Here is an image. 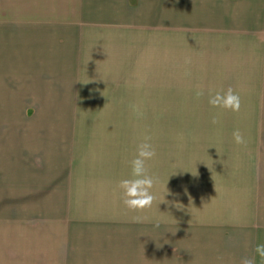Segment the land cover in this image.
Instances as JSON below:
<instances>
[{
	"label": "rangeland",
	"instance_id": "obj_1",
	"mask_svg": "<svg viewBox=\"0 0 264 264\" xmlns=\"http://www.w3.org/2000/svg\"><path fill=\"white\" fill-rule=\"evenodd\" d=\"M36 1L0 0V30ZM137 1L43 0L63 59L42 101L0 71V264H264V0ZM229 87L238 113L208 103ZM145 137L137 213L118 183Z\"/></svg>",
	"mask_w": 264,
	"mask_h": 264
},
{
	"label": "crops",
	"instance_id": "obj_2",
	"mask_svg": "<svg viewBox=\"0 0 264 264\" xmlns=\"http://www.w3.org/2000/svg\"><path fill=\"white\" fill-rule=\"evenodd\" d=\"M140 3V0L137 1L138 6H141ZM48 10V5H44L43 0L36 1L34 5H28L24 12H19L16 18L21 24L19 27L15 26L9 31L0 30V71L7 69L13 71L15 77H21L19 82L25 85L28 84L26 78L33 77L30 85L35 91L25 90L24 92L31 96L35 93L40 95L37 98L39 101L43 100L41 95L45 93L42 89L46 85L43 79L49 77V64L59 63L63 59L57 46L60 24L56 22L50 37ZM50 47L54 49L50 50ZM31 99L36 100V97ZM16 144L15 140L5 141L8 148H15ZM4 156L16 158L10 149L4 152L0 150V157Z\"/></svg>",
	"mask_w": 264,
	"mask_h": 264
},
{
	"label": "clouds",
	"instance_id": "obj_3",
	"mask_svg": "<svg viewBox=\"0 0 264 264\" xmlns=\"http://www.w3.org/2000/svg\"><path fill=\"white\" fill-rule=\"evenodd\" d=\"M186 62L190 61L186 60ZM196 95L199 97L203 95V92H197ZM208 103L212 107L222 108L235 113H238L241 109V97L231 87L226 91L216 92L214 95H210ZM212 123L218 124L219 121L213 118ZM232 136L237 145H246V139L239 129H236L232 133ZM150 139V137H145L144 142L137 145L136 155L130 161L131 178L122 179L118 183V188L122 193L123 204L132 212L140 213L151 209L156 200L152 189L158 183V178L149 173L147 166V162L156 156L155 148L149 142ZM37 163H39V160ZM136 219L139 221L141 218L138 216ZM254 252L264 260V244H257ZM241 264H256L255 257H244L241 260Z\"/></svg>",
	"mask_w": 264,
	"mask_h": 264
}]
</instances>
